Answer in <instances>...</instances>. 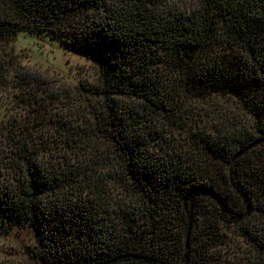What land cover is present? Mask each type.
<instances>
[{"label":"trees","instance_id":"obj_1","mask_svg":"<svg viewBox=\"0 0 264 264\" xmlns=\"http://www.w3.org/2000/svg\"><path fill=\"white\" fill-rule=\"evenodd\" d=\"M175 1L0 0V42L66 34L100 68L70 121L45 120L18 83L41 124L29 116L14 142L6 168L20 178L0 181V231L31 228L32 263L208 264L226 225L250 246L245 264H264V0ZM213 96L251 121L188 134L181 106ZM131 97L141 108L124 106ZM155 121L187 147L162 142ZM41 125L52 130L37 142Z\"/></svg>","mask_w":264,"mask_h":264},{"label":"rangeland","instance_id":"obj_2","mask_svg":"<svg viewBox=\"0 0 264 264\" xmlns=\"http://www.w3.org/2000/svg\"><path fill=\"white\" fill-rule=\"evenodd\" d=\"M170 5L177 9L189 8L194 7L196 1L176 0ZM66 37V34L55 35L21 29L15 39L6 43L0 42V181L9 182V177L12 180L14 176L20 178V172L17 170L15 173L12 168H6V164L11 157L14 142L21 136H28L21 131V125L29 116L35 115V106L27 105L22 100L23 90L18 83L21 84L24 80L26 90L37 94L41 101V114L46 115L45 120L56 114L70 121V118L75 117L77 109H83L89 100L88 95L81 93L79 84L94 85L99 81L98 64L87 53L68 49L65 44ZM43 97L45 99H42ZM91 99L95 102L97 97L93 96ZM122 102L128 108H141L140 102L133 97L122 99ZM181 108L187 111L188 134L191 135L195 132L217 134L223 129L227 118L233 120L237 128L251 121V117L243 112L236 102L226 97L190 99ZM35 120V124H41L40 119ZM143 121L148 122L146 119ZM155 122L148 130L153 133L159 131L164 135L162 142H165L166 137L170 145L187 147L185 133H178L176 130L172 133L173 129H168L162 121ZM243 127L247 128V125ZM51 130L52 128L44 125L37 127L33 134L35 141L46 140ZM26 133L31 136L29 130ZM152 144L158 152L157 145L154 142ZM236 232L233 227H221L226 245L214 248L208 264L248 262L250 246L238 237ZM34 243V231L27 226L15 228L10 232L0 231V264H34L28 255V247L32 248Z\"/></svg>","mask_w":264,"mask_h":264}]
</instances>
